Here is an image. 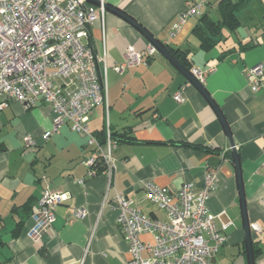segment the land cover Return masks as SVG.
Returning a JSON list of instances; mask_svg holds the SVG:
<instances>
[{
  "label": "crops",
  "instance_id": "0c3cea01",
  "mask_svg": "<svg viewBox=\"0 0 264 264\" xmlns=\"http://www.w3.org/2000/svg\"><path fill=\"white\" fill-rule=\"evenodd\" d=\"M185 1L104 0L163 47L189 51L193 69H215L202 86L235 142L248 223L264 228V76L260 90L253 93L245 73L257 65L264 67V0H255L240 13L243 26L232 34L233 41L225 36L227 40L209 53L200 50L192 34L198 19L174 32ZM220 1L212 0L204 14L219 16ZM240 42L257 45L242 51ZM150 43L127 19L108 10L90 29L89 45L98 57L106 54L108 90V106L92 112L90 131L95 136L127 131L135 140L120 143L113 151L112 177L88 175L82 161L94 148L69 125L44 140L53 126L50 107L27 110L11 102L0 111V264H129V247L117 225L116 196L124 194L146 216L166 221V213L148 202L145 186L153 183L179 191L191 183L199 189L212 171L218 184L208 207L219 216L220 229L229 223L215 263H250L233 152L215 109L162 54L122 74L114 71L128 47L143 51ZM224 52L228 53L222 56ZM184 86L186 101L178 104L173 96ZM27 135L36 138V149H25ZM45 189L66 194L68 200L57 208L52 229L34 242L29 236L35 225L32 216ZM29 203L26 216L20 208ZM78 209L86 211L85 217L74 216ZM251 239L255 264H264V236L251 232ZM141 240L151 243L152 237L143 235Z\"/></svg>",
  "mask_w": 264,
  "mask_h": 264
},
{
  "label": "built area",
  "instance_id": "2783aa9c",
  "mask_svg": "<svg viewBox=\"0 0 264 264\" xmlns=\"http://www.w3.org/2000/svg\"><path fill=\"white\" fill-rule=\"evenodd\" d=\"M98 1L100 6L86 0H0V111L11 102H19L27 110L42 105L50 107L54 114L53 126L44 133V140L59 134L63 125H69L94 148L82 161L88 175H98L100 166L102 173L112 177L113 151L119 143L108 130L106 142L101 144L88 126L92 112L98 106H108L106 54L98 57L89 45L91 26L104 19L106 13L104 0ZM211 2L186 0L185 11L174 32L190 19H200ZM159 55L160 51L151 43L143 51L128 47L123 62L114 71L122 74L147 65ZM214 72V68H195L191 75L203 85L207 75ZM245 73L251 91L257 93L264 67L257 65ZM185 88L173 96L178 104L186 101ZM24 147L36 149V138L27 135ZM217 184L218 176L213 171L207 173L199 189L191 183L179 191L147 184L148 202L166 213V221L146 216L133 200L118 194L115 199L119 212L117 225L129 247V264H216L215 259L226 241L224 231L229 225L223 224L220 229L216 223L219 216L212 214L208 207ZM67 200L66 194L43 190L32 216L35 225L29 236L34 242L52 229L57 208ZM85 215L84 209L74 213L77 219ZM249 227L257 236H264V228L257 223ZM143 235H150L152 242H142Z\"/></svg>",
  "mask_w": 264,
  "mask_h": 264
},
{
  "label": "trees",
  "instance_id": "16d2710c",
  "mask_svg": "<svg viewBox=\"0 0 264 264\" xmlns=\"http://www.w3.org/2000/svg\"><path fill=\"white\" fill-rule=\"evenodd\" d=\"M255 0H221L218 3L217 10L219 14V19L215 20L209 14H203V16L198 19V23L194 27L192 34L198 39L200 50L209 53L220 46L223 42L227 40L225 38V31H228L230 34H238V31L242 28L243 24L241 21L240 13L246 10ZM242 51H246L257 43H248L243 44L240 42ZM165 49L175 58V60L190 74H192L193 64L192 60L189 57V51H184L181 49H174L168 45L164 46ZM230 52V51H228ZM227 52V53H228ZM224 52L222 56L227 54ZM112 139L117 141L119 144L126 143H135V140L131 137L130 133L123 131L122 133H111ZM107 131L96 135L101 144L106 142ZM103 167H98V174L102 173ZM31 204H26L21 207L23 213L26 216L30 215ZM23 222L19 223L16 228V232L21 230ZM1 238V231H0ZM254 255V251H253ZM255 258V256H254Z\"/></svg>",
  "mask_w": 264,
  "mask_h": 264
},
{
  "label": "water",
  "instance_id": "95a60500",
  "mask_svg": "<svg viewBox=\"0 0 264 264\" xmlns=\"http://www.w3.org/2000/svg\"><path fill=\"white\" fill-rule=\"evenodd\" d=\"M86 1L93 4V5L100 6V2L98 0H86ZM105 9H106V11L108 10V11H112L114 13H117L118 15L122 16L123 18L127 19L137 29H139L143 33V35H145V37H147V39H149L151 44L153 46H155L160 51V53L164 57H166L175 66V68L178 71H180L195 87L198 88V90L203 94V96H205V98L209 101V103L212 105V107L215 109L216 113L218 114L220 120L222 121V123L224 125L226 133L229 137L230 145H231L232 152H233V158H234L235 166H236V170H237V177H238V181H239V188H240V194H241V202H242V207H243V215H244V220H245V235H246V242H247V247H248V256H249V262H250L249 264H255L254 255H253V247H252V239H251V231H250V227H249V223H248L247 215H246L245 198H244V194H243L242 179H241V169H240L238 154L236 151V145H235V142H234L233 137L231 135V132L229 130V127H228L225 119L223 118L222 114L220 113L217 105L214 103L212 98L205 91L203 86L188 71H186L175 60V58L167 51V49H165L159 42H157L141 25H139L138 23H136L135 21H133L132 19L127 17L125 14H123L119 10H117L113 7H110L106 4H105Z\"/></svg>",
  "mask_w": 264,
  "mask_h": 264
},
{
  "label": "rangeland",
  "instance_id": "374dc122",
  "mask_svg": "<svg viewBox=\"0 0 264 264\" xmlns=\"http://www.w3.org/2000/svg\"><path fill=\"white\" fill-rule=\"evenodd\" d=\"M212 17L215 19V20H218L219 19V16H216V14L215 15H212ZM225 36L226 37H229V40L230 41H233V39H234V37L235 36H233L232 34H230L228 31H225ZM229 41V42H230Z\"/></svg>",
  "mask_w": 264,
  "mask_h": 264
}]
</instances>
